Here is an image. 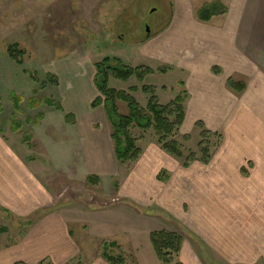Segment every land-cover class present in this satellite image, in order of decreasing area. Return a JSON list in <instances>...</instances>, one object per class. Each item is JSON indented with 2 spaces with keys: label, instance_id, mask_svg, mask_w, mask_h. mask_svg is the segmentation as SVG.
I'll use <instances>...</instances> for the list:
<instances>
[{
  "label": "rangeland",
  "instance_id": "1",
  "mask_svg": "<svg viewBox=\"0 0 264 264\" xmlns=\"http://www.w3.org/2000/svg\"><path fill=\"white\" fill-rule=\"evenodd\" d=\"M211 1L193 0L195 16L201 7L211 4ZM215 1L227 8L220 0ZM175 13V0H0V98L4 110L0 114V125L4 127L5 136L12 140L11 144L19 143L13 146L17 157L20 156L23 161L26 157L37 160L41 175L45 173L43 180L55 199L56 207L61 206L69 215L72 214L67 223L81 248V254L77 262L71 264H109L106 255L114 257L116 264H163L151 241L153 232L163 230L177 232L183 239L180 253L172 256L173 262L170 264H264V261H225L210 251L204 239L194 231L195 223L187 206L186 212H180L182 201L187 200L184 197L189 190L187 183L177 187V196L181 198V203L178 199L177 222L167 219L158 205L157 188L151 187V194L145 202L125 192L133 181L131 170L134 169L136 175L143 165L140 158L139 161L124 164L114 160L113 173L104 174L101 181L96 174L86 180L85 174L79 177L77 172L76 176L69 173L78 170L73 138L62 139L66 133L60 135L56 132L55 136V127L47 123L51 122L50 119L34 130L38 116L52 109L45 104L31 108L38 99L49 97L73 111L83 110L85 106L90 110L92 106L89 100L101 96L93 84L95 64L105 57H115L131 67L153 69V73L143 79L135 76L127 82L111 80L112 87L129 92L143 107L147 106L152 93L162 104H168L182 94L187 118L175 135L183 147V158L177 159V173L187 169L183 163L191 158L196 159L193 162L196 168L199 164L197 160L203 157L201 149L209 147L211 157L219 153L224 139L221 130H213L215 127L212 126L211 117L203 120L196 116L195 93L193 99L189 71L184 68L192 62L201 70L211 62L215 49L206 51L198 47L208 44L206 40L210 33H183L179 40L168 33L160 37L167 29L170 28V32L177 28ZM185 24L188 31L192 29L191 23ZM195 25L192 23L191 26L197 30ZM166 36L169 39L163 48L162 40ZM219 36L222 37V34ZM177 41L180 49L174 47ZM190 44L193 46L191 50ZM12 46L17 47L12 55L21 59L22 64H18L9 54ZM247 58L252 60L249 55ZM28 78L35 84L33 94H29L32 81ZM145 87L151 91L146 92ZM16 93L28 95L20 96L23 101L19 110L15 109L11 96ZM119 105L121 111L126 113L127 105ZM94 112L101 114L96 118L102 127L100 131L112 133L104 108H95ZM12 115L21 123V132H14ZM205 120L209 123H205ZM6 124L11 129L5 127ZM205 131L211 134L206 136ZM133 134L139 138L138 145L146 157L154 145L163 151L153 129L147 132L137 129ZM12 135L16 136L15 141ZM25 145L28 147L26 150ZM19 146L22 149L17 148ZM112 147L115 148L114 143ZM164 164L160 168H164ZM153 167L157 168L156 165ZM116 168L120 170L119 175ZM253 168L247 161L243 173L251 174ZM88 172L86 168L87 176ZM164 177L161 176V180ZM142 194L140 190L139 196ZM36 217L33 215L23 219L0 208V228H8V232L0 233V248L26 232L29 221L34 223Z\"/></svg>",
  "mask_w": 264,
  "mask_h": 264
},
{
  "label": "crops",
  "instance_id": "2",
  "mask_svg": "<svg viewBox=\"0 0 264 264\" xmlns=\"http://www.w3.org/2000/svg\"><path fill=\"white\" fill-rule=\"evenodd\" d=\"M220 1L227 6L228 12L209 22H201L194 14L193 0H175L177 28L168 32L169 28L160 35L174 34L173 39L179 40L183 33H210L206 40L208 44L198 47L206 51L215 49L211 62L201 70L192 62L184 68L189 71L193 99L195 93L196 116L203 120L211 117L213 130H221L224 139L219 153H215L207 165L199 162L194 168L196 164L193 163L185 167L187 169L183 168L184 172L177 173V159L159 151L154 145L147 157L144 152L141 155L143 165L139 173L135 175L134 169L131 170L133 181L125 192L145 202L151 194V187L157 188L158 205L167 219L177 222L178 199L181 203L177 187L187 183L189 190L184 196L187 200L182 201L183 211L180 212H184L187 206L195 223L194 231L204 239L210 251L225 261L256 263L264 261V0ZM184 22L196 24L197 30L190 25L192 29L188 31ZM167 39L169 36L163 37V48ZM178 45L177 41L174 47ZM229 79L244 82L246 88L243 93L231 90ZM29 80L32 81L29 94H33L35 84ZM94 100H89L91 106ZM35 105L31 108L36 109ZM61 106L63 110L50 107L52 109L40 114L43 118L33 125L34 130L50 119L51 122L47 123L55 127V136L56 132L60 135L66 133L62 139L73 138L78 170L69 173L79 177L85 174L86 180L96 174L101 181L104 174L110 175L115 171L114 160L117 158L115 149L111 148L112 133L100 131L102 127L96 118L101 114L92 113L95 108L89 110L85 106L83 110L73 111L62 103ZM3 128L0 125V208L23 219L33 215L37 217L26 232L0 248V264L77 262L81 248L67 223L72 214L69 215L61 206L56 207L55 199L43 180L45 173L41 175L37 160L26 157L23 161L18 154L17 157L13 146L19 143L11 144L12 140L5 136ZM12 137L15 141L16 136ZM27 148L25 145V150ZM247 161L254 166L251 174L243 173ZM163 162L165 167L160 168ZM119 171L116 168L118 175ZM140 190L143 193L141 197Z\"/></svg>",
  "mask_w": 264,
  "mask_h": 264
},
{
  "label": "trees",
  "instance_id": "3",
  "mask_svg": "<svg viewBox=\"0 0 264 264\" xmlns=\"http://www.w3.org/2000/svg\"><path fill=\"white\" fill-rule=\"evenodd\" d=\"M228 9L223 7L219 1H213L211 4H206L197 12V18L201 22H209L216 16L224 15ZM17 47H10L9 54L18 64H22L21 59H17L12 53ZM21 53L23 51H20ZM17 53V51H16ZM96 74L94 77V84L101 96L96 98L93 103V108L103 107L107 119L112 128V140L115 146V155L119 163L136 162L142 155V148L138 145L139 138L133 134L134 130H142L147 132L154 130L156 141L164 152L173 156L176 159L183 158V147L175 138L177 132L181 130L186 119V112L183 106L184 98L179 94L168 104H162L158 101L156 94L150 97L146 107H143L133 95L125 90H118L111 86V80L117 79L124 82L129 81L133 77L143 79L144 76L153 73V69L149 67H131L123 64L120 59L113 57H105L100 62L95 64ZM53 80V79H52ZM57 82V80H55ZM54 82V81H53ZM228 85L234 92L241 94L245 90V83L229 79ZM146 92H150L149 87L144 88ZM134 91V89H131ZM14 107L19 110L23 99L17 95L12 94ZM0 98V114L4 112ZM126 104L127 112L123 113L119 105ZM45 104L56 110H63V107L55 103L50 98H41L36 100V107ZM34 106V105H33ZM43 118L38 116L35 123H39ZM11 122L13 130L19 131L22 126L21 123L12 115ZM204 134L209 136V131ZM203 157L199 162L207 165L210 163L212 157L210 155L209 147L201 149ZM195 158H191L183 163L184 167H189L191 163L195 162ZM32 222L29 221V226ZM8 232V228L1 227L0 233ZM182 237L177 232L163 230L160 232H153L151 234V241L156 251L157 257L163 264H170L173 262L172 256L180 253L182 248ZM114 244V243H113ZM109 264H116V259L110 255L105 256ZM25 264V263H16ZM39 264H51L41 262Z\"/></svg>",
  "mask_w": 264,
  "mask_h": 264
},
{
  "label": "water",
  "instance_id": "4",
  "mask_svg": "<svg viewBox=\"0 0 264 264\" xmlns=\"http://www.w3.org/2000/svg\"><path fill=\"white\" fill-rule=\"evenodd\" d=\"M147 31H148V32L150 31L149 27L147 28Z\"/></svg>",
  "mask_w": 264,
  "mask_h": 264
}]
</instances>
